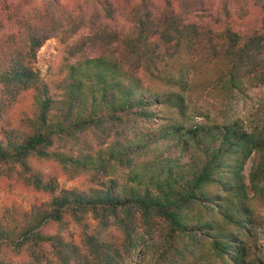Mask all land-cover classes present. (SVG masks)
<instances>
[{"label": "trees", "instance_id": "trees-1", "mask_svg": "<svg viewBox=\"0 0 264 264\" xmlns=\"http://www.w3.org/2000/svg\"><path fill=\"white\" fill-rule=\"evenodd\" d=\"M253 1L256 24L235 26L216 0H0V174L20 168L46 198L33 264H140L154 234L166 253L207 238L222 264H246L226 227L250 222L260 172L246 183L243 168L264 140L236 123L173 122L186 110L188 75L168 65L205 51L225 59L229 93L246 78L264 85V0ZM53 37L75 40L69 62L46 78L34 65ZM27 94L33 111L5 125ZM44 162L55 167L43 171ZM64 172L90 179L60 187ZM16 245L0 238V264H17L7 260Z\"/></svg>", "mask_w": 264, "mask_h": 264}, {"label": "rangeland", "instance_id": "rangeland-1", "mask_svg": "<svg viewBox=\"0 0 264 264\" xmlns=\"http://www.w3.org/2000/svg\"><path fill=\"white\" fill-rule=\"evenodd\" d=\"M216 2L218 9L223 7L232 9L233 17L230 18V23L235 26L243 23L254 25L258 20L259 14L253 0H216ZM130 18L132 19V15L125 14V21L124 19L121 21V27L126 26L130 29L132 27V23L128 21ZM223 22L224 17H221L219 23ZM74 38L69 37L65 40V38L53 37L41 47L34 66L40 70L43 77L49 78L58 73L64 67V63L69 62L70 59L66 58L67 49ZM221 57L222 55L214 56L201 51L182 63L173 61L168 65V69L176 78L181 74L188 75L187 89L184 90L186 110L181 115L173 114L172 121L179 122L186 128L197 125L214 128L225 123H236L246 131L253 132L260 140H264V85H254L252 78H246L242 90L229 93L225 79L226 61ZM32 111V96L27 94L8 112L2 122L7 126L17 124V120H24L25 115L29 116ZM173 151V156L179 152L174 147ZM193 151L194 149L190 150L192 153ZM187 158L188 156H184L183 160ZM37 165L48 172L55 167L53 162ZM257 169L260 172V183L257 182V189L251 191L247 199L250 218L248 226L243 229L236 225L226 227L238 236L240 245L246 248V264H264V148L253 151L246 160L243 168L246 183H251L249 174ZM89 177V174L71 177L68 172H64L58 182L60 187H82L88 184ZM44 200L46 198L33 185L28 173L20 168L3 171L0 174V238L7 237L12 246L19 244L20 248L19 251H12V259L8 258V261L33 264V254L39 253L40 248L30 236L33 226L42 215L40 203ZM87 219L90 217L88 216ZM217 220H221L220 217ZM25 240L26 243L21 244ZM162 243V237L154 234L145 250L135 257V260L140 264L226 262V259L213 249L211 241L207 238H203L198 245L189 244L179 249L172 247L173 250L167 253ZM50 258H53L52 254ZM43 259L44 262L38 264H59L54 259L52 263L49 262L51 259Z\"/></svg>", "mask_w": 264, "mask_h": 264}]
</instances>
